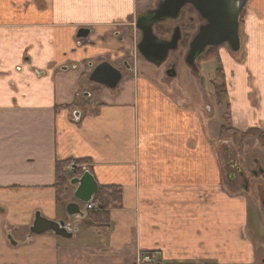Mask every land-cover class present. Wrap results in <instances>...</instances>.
Wrapping results in <instances>:
<instances>
[{"label":"crops","instance_id":"1","mask_svg":"<svg viewBox=\"0 0 264 264\" xmlns=\"http://www.w3.org/2000/svg\"><path fill=\"white\" fill-rule=\"evenodd\" d=\"M160 1L0 0V264L264 259L246 198L222 185L211 109L174 96L165 77L140 76L133 61L112 91L88 81L99 63L120 70L135 56L136 19ZM79 29L89 30L81 41ZM239 38L237 54L218 51L231 127L264 134V0L246 3ZM252 146L264 165V145ZM66 160L87 161L98 186L120 188V207L107 227L79 221L70 239L31 234L36 216L64 221L54 185Z\"/></svg>","mask_w":264,"mask_h":264},{"label":"rangeland","instance_id":"2","mask_svg":"<svg viewBox=\"0 0 264 264\" xmlns=\"http://www.w3.org/2000/svg\"><path fill=\"white\" fill-rule=\"evenodd\" d=\"M184 17L185 16L182 15L180 24L177 25L180 30V36L182 37V40L178 45L177 51L171 52L169 54L167 62L162 67L157 68L156 70L154 67L144 63L140 59L138 52H134L135 56L131 55L127 57L126 62L130 66H134L131 63L132 61L136 62L135 65L136 69L139 72V75H145L143 77H147L146 79H148L149 81H151L152 79L157 85L159 79H163L164 84L165 78H167L168 86L170 88H173L174 96L180 94H186L191 96L195 95L193 96L194 98L191 97V100L194 102V105L200 106L204 104L211 109L212 116L210 117V122L214 125L219 123L221 126V143L219 150L222 185L229 191H233L236 194L240 193L246 198L248 202L247 213L249 223L248 229L251 232L250 237L253 238V242L256 246H259L261 242H263L264 246V165L260 162L258 155L254 156L255 153L253 151L252 146V142L254 140H257L261 147H263L261 144V140L264 139L260 137V133L263 134V132H261V130L259 131L258 129V132L255 133V136L251 137L250 135H246V137L241 138L243 135H245L244 133L249 130L241 132L238 130H234L231 127L229 114L230 111L228 108V101H226L227 93L221 105H216V98L214 97V88L215 86H218L219 88L222 84V81L215 78V71L218 66L214 60L206 63L200 62V57L197 60L198 63L196 61L195 66H193L196 72H194L192 68H189L184 63L189 43L191 42L193 36L197 31L195 28L199 24L203 23L198 19L199 16L197 15V13H193L190 15L191 21L183 19ZM180 26H182V29L180 28ZM174 29V24L172 22L168 23L166 21L165 23H163V25L157 27L156 35L165 40H169L170 33L173 32ZM190 30L191 32H189ZM225 48H227L226 45ZM230 53L235 55V53ZM170 61H173L177 64L176 72L179 75V80L177 82H172L165 75V73H163L165 69H169L167 63ZM153 70L155 71L154 73ZM175 89H185L186 92H180ZM100 90L102 89L97 87V91ZM222 131H225V134H222ZM233 140L245 141L236 143ZM244 142H247L248 144ZM259 168L263 173V175L260 174L261 176L258 173ZM252 173H256V176H253ZM66 178L68 181L70 179V175H68ZM71 180L72 179H70V181ZM245 182L247 186L245 185ZM67 187L69 188L68 184ZM59 198L60 202L58 209L59 211H61V213L59 212V216L61 215V218L64 219V222H71L70 224L72 228L74 227L76 229H79L78 222L81 221L83 224L84 219L78 217L69 218L65 214L66 204L76 203L73 198L72 188L70 187L69 189H67L66 192L64 191ZM101 206L102 204L99 201L95 200L94 203L90 205L91 209H85L83 206H80V210L84 213L86 217L88 212H103L105 209L100 208ZM94 207H96V209H94ZM83 227L86 228L85 223L83 224ZM95 228L97 227H93L92 229ZM261 261L262 259H260L259 263L257 264H261ZM139 262L142 264L143 258L139 259Z\"/></svg>","mask_w":264,"mask_h":264},{"label":"water","instance_id":"3","mask_svg":"<svg viewBox=\"0 0 264 264\" xmlns=\"http://www.w3.org/2000/svg\"><path fill=\"white\" fill-rule=\"evenodd\" d=\"M248 0H162L153 10H148L136 19V29L141 34L140 43L137 46L138 53L149 63L159 66L165 60L169 51H173L180 41V30L176 27L171 39L166 41L153 34V27L167 20L177 21L181 10L186 6H192L193 10L201 17L204 24L201 25L188 46L186 63L193 67L195 60L208 48L227 45L232 53L240 49L238 35L239 18ZM88 29H79L76 39L82 40L88 37ZM169 73L167 77L172 78ZM121 73L109 63L102 62L96 65L88 76V81L108 90H114L121 81ZM75 187L73 198L76 203L66 205L67 216L83 218L79 203H87L97 193L98 185L89 173L70 181ZM63 222H52L36 216L30 229L31 234L40 235L51 232L57 237L70 239L72 232L66 231ZM76 230V229H75ZM74 230V231H75ZM264 263V261H263Z\"/></svg>","mask_w":264,"mask_h":264},{"label":"trees","instance_id":"4","mask_svg":"<svg viewBox=\"0 0 264 264\" xmlns=\"http://www.w3.org/2000/svg\"><path fill=\"white\" fill-rule=\"evenodd\" d=\"M191 32V30L189 31ZM218 48H209L200 58V62H210L215 61L218 65H220L219 55L217 54ZM215 78L222 81V84L218 88L215 86L214 88V97L216 98V105L219 106L225 99V95L227 93L224 76L220 68H217L215 71ZM257 130H249L245 132L241 138L246 137V135H250L251 137L255 136ZM247 133V134H246ZM260 133V132H259ZM222 134H225V131H222ZM260 137L264 139V135L260 133ZM234 142H241L244 140H233ZM262 146L264 145V140H261ZM69 161L58 162L55 165V175H56V183L54 185L56 190V202L59 204V197L66 190V186L68 184L67 178L65 176L66 169L68 167ZM77 165L88 164L87 161H76ZM81 171H79V174ZM94 200L99 201L103 208L105 209L101 213L88 212L86 217L83 220V224L85 223L86 228L93 227H107L109 225V211L120 207L121 204V190L116 186H99L97 193L94 195Z\"/></svg>","mask_w":264,"mask_h":264},{"label":"flooded vegetation","instance_id":"5","mask_svg":"<svg viewBox=\"0 0 264 264\" xmlns=\"http://www.w3.org/2000/svg\"><path fill=\"white\" fill-rule=\"evenodd\" d=\"M187 8V9H186ZM186 9V10H185ZM193 13H196L194 10H193V7L192 6H189V5H186L182 10H181V12H180V14H179V18H178V20L177 21H175V22H172V21H167L168 23H173L174 24V26H175V28H176V26L177 25H179L180 24V21H181V19H182V15L183 16H185L183 19H187L188 21H191V17H190V15L191 14H193ZM198 19L201 21V22H203L202 20H201V17L199 16L198 17ZM163 25V24H162ZM200 25V24H199ZM199 25L195 28L196 30H197V28L199 27ZM158 26H161V25H158ZM158 26H156L155 28H153V31H154V33L156 34V31H157V27ZM187 27H189V26H187ZM180 28L182 29V26H180ZM138 32V31H137ZM139 34V42H140V33H138ZM171 36H172V32L170 33V38H169V40L171 39ZM182 38V37H181ZM182 40V39H181ZM181 40L177 43V47H176V49L175 50H173V51H169V53H168V55H167V57H166V60L164 61V63H162L160 66H152V65H150V66H152V67H154L156 70H157V68H160V67H162L166 62H167V59H168V57H169V54L171 53V52H175V51H177V49H178V45H179V43L181 42ZM138 42V43H139ZM186 57H187V55H186ZM186 57H185V61H186ZM140 59L144 62V63H146L141 57H140ZM199 59V58H198ZM198 59H196V61L198 60ZM196 61H195V63H196ZM98 63V62H97ZM197 63H198V61H197ZM148 64V63H147ZM167 66L169 67V69L167 70V69H165L164 71H163V73H165V75L167 76L169 73H173L174 75L172 76V79H170L172 82H177L178 80H179V75H178V73L176 72V66H177V64L175 63V62H173V61H170V62H168L167 63ZM125 70V69H124ZM124 70H122V68H120V71L124 74V73H126ZM193 71L194 72H196V70L193 68ZM155 71L153 70V73H154ZM198 75V74H197ZM168 78H170V77H168ZM167 80V79H166ZM184 92H186V90L184 89L183 90ZM191 96V95H190ZM193 96H195V95H193ZM192 96V97H193ZM194 98V97H193ZM260 169V168H259ZM258 169V173H259V175L261 174V175H263V173L261 172V169L259 170ZM252 175L253 176H256V173L254 174V173H252ZM260 175V176H261ZM242 176V175H241ZM263 178H264V176H263ZM245 185H246V182H245ZM247 186V185H246ZM72 188V190H73V192H74V190H75V187H72V186H69V188ZM68 188V189H69Z\"/></svg>","mask_w":264,"mask_h":264},{"label":"built area","instance_id":"6","mask_svg":"<svg viewBox=\"0 0 264 264\" xmlns=\"http://www.w3.org/2000/svg\"><path fill=\"white\" fill-rule=\"evenodd\" d=\"M71 170H74L73 165L71 166ZM94 209H96V207H94ZM143 262H145V263H150L151 260H150L148 257H144V258H143Z\"/></svg>","mask_w":264,"mask_h":264}]
</instances>
